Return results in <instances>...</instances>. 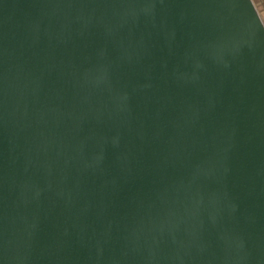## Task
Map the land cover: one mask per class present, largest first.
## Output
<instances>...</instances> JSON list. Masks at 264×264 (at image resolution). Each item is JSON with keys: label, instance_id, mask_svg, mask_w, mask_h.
<instances>
[{"label": "water", "instance_id": "water-1", "mask_svg": "<svg viewBox=\"0 0 264 264\" xmlns=\"http://www.w3.org/2000/svg\"><path fill=\"white\" fill-rule=\"evenodd\" d=\"M0 264H264L252 0H0Z\"/></svg>", "mask_w": 264, "mask_h": 264}, {"label": "crops", "instance_id": "crops-1", "mask_svg": "<svg viewBox=\"0 0 264 264\" xmlns=\"http://www.w3.org/2000/svg\"><path fill=\"white\" fill-rule=\"evenodd\" d=\"M260 17L264 21V0H252Z\"/></svg>", "mask_w": 264, "mask_h": 264}]
</instances>
